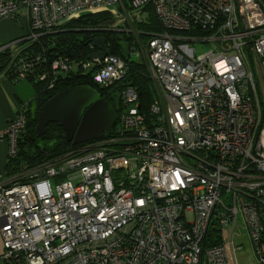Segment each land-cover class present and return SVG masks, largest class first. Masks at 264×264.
<instances>
[{
	"label": "built area",
	"instance_id": "1",
	"mask_svg": "<svg viewBox=\"0 0 264 264\" xmlns=\"http://www.w3.org/2000/svg\"><path fill=\"white\" fill-rule=\"evenodd\" d=\"M104 12L95 36L115 33L126 59L42 54L14 65L48 88L80 74L118 85L113 132L53 159L0 172V260L11 264H233L231 239L203 246L214 222L231 231L241 214L264 264V6L258 0H0V20L24 17L35 41L82 15ZM157 28L145 27L149 15ZM104 37V36H103ZM132 37V39L130 38ZM208 45V48L204 47ZM90 53L99 51L89 41ZM199 48L205 50L197 53ZM251 57L253 65L251 64ZM42 61V62H41ZM131 61L154 89L146 111L122 82ZM39 72H35V66ZM14 67V66H13ZM13 73V72H12ZM26 109L0 130L17 152Z\"/></svg>",
	"mask_w": 264,
	"mask_h": 264
},
{
	"label": "trees",
	"instance_id": "2",
	"mask_svg": "<svg viewBox=\"0 0 264 264\" xmlns=\"http://www.w3.org/2000/svg\"><path fill=\"white\" fill-rule=\"evenodd\" d=\"M264 3V0H260ZM108 15L104 12L95 14L82 15L78 19H74L62 26V28L54 33H45L35 41H21L15 44L19 51L12 58V46L7 47L0 52V74L7 75L10 78L15 77L16 67L14 63H18L20 59L30 58V55L42 54V58L46 59V65L58 56H69L70 58L85 59L90 53L89 41L96 34L90 30L105 23L108 20ZM157 28L155 17L149 15V24L145 27ZM82 36V38H80ZM109 46L110 53L117 55L124 60L126 59L125 47L121 42L126 39L125 36L115 33H103ZM124 38V39H123ZM121 41V42H119ZM42 62V61H41ZM14 66V67H13ZM127 76L122 79V82L136 85L142 104H139V109L145 112L148 104L154 99V89L151 80L147 76L146 66L142 63L131 61ZM35 72H39V68L35 66ZM13 72V73H12ZM36 88V102L34 116H29L27 112V121L24 129L18 134L16 140L17 152L14 157H8L5 164L6 175L10 176L17 174L21 169H28L41 162L53 159L67 150L74 147L65 139V133L56 123H49L46 132L41 137H38L35 132L37 116L41 105L44 104L50 97L57 92L75 85H90L94 87L101 96L106 97L115 108L114 96L120 93L117 89L118 85L110 86L109 88H100L93 81L80 74L59 75L55 80V85L48 88L43 81H35L34 77H27ZM264 222V218H262ZM221 229L216 222L211 224L207 230V234L203 240V246L209 247L220 244L223 241ZM262 240H264V231H262ZM0 264H11L0 260Z\"/></svg>",
	"mask_w": 264,
	"mask_h": 264
},
{
	"label": "water",
	"instance_id": "3",
	"mask_svg": "<svg viewBox=\"0 0 264 264\" xmlns=\"http://www.w3.org/2000/svg\"><path fill=\"white\" fill-rule=\"evenodd\" d=\"M92 45L99 51L88 59L104 58L108 53L103 36H95ZM117 113L110 101L90 85H75L61 90L41 105L35 132L45 134L49 123H56L72 145L88 143L113 132Z\"/></svg>",
	"mask_w": 264,
	"mask_h": 264
},
{
	"label": "crops",
	"instance_id": "4",
	"mask_svg": "<svg viewBox=\"0 0 264 264\" xmlns=\"http://www.w3.org/2000/svg\"><path fill=\"white\" fill-rule=\"evenodd\" d=\"M22 19L25 18L22 17L18 20H22ZM6 22L8 23L0 24V42H7L14 39H18V36L20 35L19 28L16 25L18 23L16 22L11 23L9 21ZM25 22L27 25L26 19ZM90 54L91 53H89V55ZM35 96H36V88L34 87L33 83L30 82L27 78L17 77V76H15L14 78H10L7 75L0 74V130L3 129L6 123L18 113L19 108L22 106H24L26 109V121H27V112H29L27 106L31 103L32 99H34ZM8 144H9L8 139L0 140V163L4 165V169L8 158L7 155ZM262 218H264V215H262ZM262 224H264V222H262ZM239 226L240 225L237 224V226L234 228L233 231H231L230 228L228 233V240L231 239L232 247H233V250L229 251V255L232 258L233 264H235L234 255L241 247V245L236 244L233 240V236L241 237V232L238 229ZM247 236L249 238L248 231H247ZM249 240L251 241L250 238ZM2 249H3L2 239L0 236V253ZM254 254H255V259H256L255 264H256L257 255L255 253V249H254Z\"/></svg>",
	"mask_w": 264,
	"mask_h": 264
},
{
	"label": "rangeland",
	"instance_id": "5",
	"mask_svg": "<svg viewBox=\"0 0 264 264\" xmlns=\"http://www.w3.org/2000/svg\"><path fill=\"white\" fill-rule=\"evenodd\" d=\"M6 21H9L11 23H13V22L18 23V24H16L17 27L19 28V31H20L19 32L20 35L18 36V39L20 36L23 37L27 33V25H26L25 19L14 20L12 18H3L0 20V24L8 23ZM80 38H82V36H80ZM130 38L132 39V37H130ZM18 39H14V40L7 41V42H0V45L12 44ZM204 48L207 49L208 45H206ZM204 48H199L197 50V53L203 52L205 50ZM251 64L253 65L252 57H251ZM255 80L257 83L260 81V85L262 87H264V74L255 71ZM114 104H115V108L118 109V107H119V95L114 96ZM36 106H37V102H36V99L34 98V99H32L31 103L27 106V108L29 109V112H28L29 116H31V117L34 116ZM7 155H8V152H7ZM4 170H5L4 165L2 163H0V172H4ZM238 225H240L238 229L241 232V237L240 236L239 237L233 236V240L236 244L241 245V247L234 255L235 256L234 257L235 264H255L256 259H255V254H254V245H253L252 241H250L248 236H247V230L245 228V223H244V220H243V217L241 214L238 215ZM230 227H226V229L223 232V239H225L227 241H228V233H229ZM2 248H3V245H2ZM2 253H3V249H2L0 254H2Z\"/></svg>",
	"mask_w": 264,
	"mask_h": 264
},
{
	"label": "bare ground",
	"instance_id": "6",
	"mask_svg": "<svg viewBox=\"0 0 264 264\" xmlns=\"http://www.w3.org/2000/svg\"><path fill=\"white\" fill-rule=\"evenodd\" d=\"M258 1L261 3L262 6H264V3H262L260 0H258Z\"/></svg>",
	"mask_w": 264,
	"mask_h": 264
}]
</instances>
